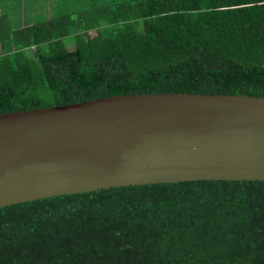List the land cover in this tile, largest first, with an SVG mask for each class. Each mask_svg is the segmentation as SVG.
I'll list each match as a JSON object with an SVG mask.
<instances>
[{
  "label": "trees",
  "instance_id": "1",
  "mask_svg": "<svg viewBox=\"0 0 264 264\" xmlns=\"http://www.w3.org/2000/svg\"><path fill=\"white\" fill-rule=\"evenodd\" d=\"M101 3L55 0L52 17L22 26L2 1L0 113L145 92L264 96V0ZM0 264H264V181L119 186L3 206Z\"/></svg>",
  "mask_w": 264,
  "mask_h": 264
},
{
  "label": "water",
  "instance_id": "2",
  "mask_svg": "<svg viewBox=\"0 0 264 264\" xmlns=\"http://www.w3.org/2000/svg\"><path fill=\"white\" fill-rule=\"evenodd\" d=\"M264 181V96L131 93L0 113V208L106 188Z\"/></svg>",
  "mask_w": 264,
  "mask_h": 264
},
{
  "label": "rangeland",
  "instance_id": "3",
  "mask_svg": "<svg viewBox=\"0 0 264 264\" xmlns=\"http://www.w3.org/2000/svg\"><path fill=\"white\" fill-rule=\"evenodd\" d=\"M3 1H5L6 4H7V5L6 4L5 5L8 8V14L10 13V10H12V8H15L16 9L15 11H19L23 7L25 8V5L22 6V8L20 6V4H21V2L23 0H3ZM54 1L55 0H28L27 1V8L36 7V9H28V10L35 11L40 16H42L44 19H47V18H50V17L53 16V11H54L53 9H55ZM96 1L100 2V3L102 2V0H96ZM106 1H108V0H106ZM30 2H32V3H30ZM34 3H36V4H34ZM69 3H70V1H69ZM70 5L72 6V3H70ZM35 12H34V14H36ZM26 14L28 15V13H25V15ZM14 16H15V13H14ZM24 17H25L24 16V11H22V15H20V13H19L15 18H13L11 16L12 20L15 23H23V22H25ZM70 40H71V38H67L66 39L67 42H70ZM68 44H69V49H71V50L75 49V45L70 44V43H68ZM1 52H2V48L0 46V53Z\"/></svg>",
  "mask_w": 264,
  "mask_h": 264
},
{
  "label": "crops",
  "instance_id": "4",
  "mask_svg": "<svg viewBox=\"0 0 264 264\" xmlns=\"http://www.w3.org/2000/svg\"><path fill=\"white\" fill-rule=\"evenodd\" d=\"M2 1L3 0H0V11H2V7H1V3H2ZM27 1L28 0H23L22 2H21V4H20V6H21V8H22V6H24L25 5V8L23 9H20L19 11H15L16 9L15 8H12V10H10V13H9V17L11 18V16L13 17V18H15L19 13H20V15H22V11H24V20H25V22H23V23H20L22 26H26V25H29V24H34L36 21H37V19H38V13H36L35 11H30V10H28V9H36V7H32V8H27ZM5 4H6V2L5 1H3ZM30 3H32V2H30ZM37 3V2H36ZM36 3H34V4H36ZM7 5V4H6ZM6 5H5V10H6V12L8 13V8L6 7ZM34 12L36 13V14H34ZM14 13H15V16H14ZM25 13H28V15L26 14L25 15ZM11 14V15H10ZM40 17L41 16H39V19H40ZM12 19V18H11Z\"/></svg>",
  "mask_w": 264,
  "mask_h": 264
}]
</instances>
